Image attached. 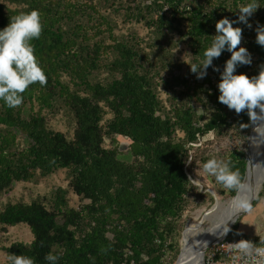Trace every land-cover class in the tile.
Wrapping results in <instances>:
<instances>
[{
    "label": "trees",
    "instance_id": "obj_1",
    "mask_svg": "<svg viewBox=\"0 0 264 264\" xmlns=\"http://www.w3.org/2000/svg\"><path fill=\"white\" fill-rule=\"evenodd\" d=\"M250 2L261 6L250 17L252 27L233 26L243 29L241 44L252 54V64L237 72L252 77L264 68V48L255 42L264 0H0V28L40 13L42 32L31 44L47 78L45 85H30L16 108L0 100V193L60 168L68 176V188L56 189L50 207L35 199L0 210L1 226L25 222L32 234L28 243L4 247L9 258L48 264L51 253L57 264H164L166 254L178 251L193 197L213 201L190 180L192 166L204 171L215 159L238 172L240 183L246 168L243 149L216 159L203 138L230 133L244 139L253 120L218 101L220 74L212 68L200 82L175 76L181 64L166 59L164 46L181 45L189 68L199 64L215 39L216 21L235 20ZM138 25L161 40L154 58L157 40L140 38ZM230 55L225 51L213 63L222 71ZM60 109L74 119L71 137L49 125L47 114ZM215 183L229 197L238 189ZM68 192L87 202L71 206ZM237 228L227 236L239 234Z\"/></svg>",
    "mask_w": 264,
    "mask_h": 264
},
{
    "label": "clouds",
    "instance_id": "obj_2",
    "mask_svg": "<svg viewBox=\"0 0 264 264\" xmlns=\"http://www.w3.org/2000/svg\"><path fill=\"white\" fill-rule=\"evenodd\" d=\"M261 6L255 2L238 9V16L235 20L224 17L215 23V39L210 47L203 53V60L199 64L190 65V71L197 79H204L208 69L220 74L217 84L219 91L218 101L234 110L237 114L247 111L251 120L264 119V68L258 75L249 77L246 73L237 72L238 66L251 65L252 54L245 46H242L243 29L234 24H243L251 28L250 17ZM43 25L40 13L32 11L28 14L14 18L5 27L0 28V100H3L7 107L16 108L21 105L22 94L34 83L45 85L46 75L39 66L34 54V47L31 44L33 39L41 35ZM255 42L264 48V24H257L255 28ZM231 53L225 61L223 70L215 65L213 61L218 59L223 52ZM259 109V112L256 110ZM206 173L215 177V180L227 188H243L240 184L239 173L231 171L228 164L210 159L203 165ZM234 206L239 213L247 211L249 205L246 201L238 199ZM236 213V214H237ZM234 222V219H229ZM230 228L222 229L224 237ZM264 243V241H262ZM235 251L241 255H256L264 257V248L255 247L253 242L241 239L234 244ZM239 257H233L238 259ZM59 257L56 254H48L45 260L48 264H57ZM10 264H33L29 257L12 256Z\"/></svg>",
    "mask_w": 264,
    "mask_h": 264
},
{
    "label": "rangeland",
    "instance_id": "obj_3",
    "mask_svg": "<svg viewBox=\"0 0 264 264\" xmlns=\"http://www.w3.org/2000/svg\"><path fill=\"white\" fill-rule=\"evenodd\" d=\"M136 28L138 30L139 35L141 36L140 38H145L146 41H153L154 39L155 41L157 40L155 46L153 47V50L156 51V52L154 51V55H153L154 58V56L158 52L157 48L161 40H158L157 35L155 37L150 31L143 28V26L141 25L136 26ZM159 39L162 38L159 37ZM176 39L177 37H174V40ZM142 45L146 46L147 44L146 42H144V44ZM164 47L169 48L165 51L167 54L166 59L174 61L175 64L177 65L181 64L177 69L174 68L172 70V73L175 76L177 75L182 76L183 74H185V75H193L196 78V75L190 71V68L186 63V53L185 51H183L181 45L179 47L165 45ZM159 57L160 55L157 56L158 59ZM161 57L165 58L163 55H161ZM163 75L164 76L167 75V71H164ZM196 80L199 82L202 81V79H197V78ZM160 96L163 100H165L164 98H166L167 94L163 91H160ZM198 104L199 103H196L194 105L196 106V108L199 109L200 105ZM47 117H48L49 125L53 129L64 132L68 137L72 136V132L74 129V119L69 113H67L66 110L60 109L57 112L54 111L51 112V114L48 113ZM203 140L209 141V144L207 145L209 151L208 153L217 159L220 155H225L233 149L244 150L247 137L242 139L239 136L228 133L226 135L217 138L216 136H213V134L209 133L208 135H206V137L203 138ZM191 170H190L191 172H189V178L192 181V183L196 185L197 191L202 194L205 192L211 193L213 196V201L206 198L198 199L196 196L193 197L182 217L183 227H181L182 230L178 237V251L174 254L176 256L174 257V255L172 256L171 254L170 256L169 253L166 254L164 264H170V262H172L173 259L174 261L171 264H174V262L177 261L180 258V256L183 254L184 244L181 242V236L184 227H186L188 224L192 223L191 225H195L199 222H201L202 228H206L208 226H214L218 224V222L220 221L219 215L221 214V211H223L222 210L223 206L231 198H233V197H229V195L226 192L221 191V189L216 186L215 182L217 181L215 180V177L208 173H205L199 165L195 164L194 166H192ZM262 184L260 186V189L256 197L260 192H261V196L264 195L262 190ZM60 187L68 188V176H67V170L65 168L57 169L55 172L47 176L36 175L31 181L26 180V182L23 181L16 182L9 191L0 193V210H2L7 203H16V202L29 203L30 201L35 199L44 201L45 204L50 207L49 201L51 200L52 195L54 194L56 189ZM256 197L253 199V201L256 199ZM67 198L69 204L75 207L82 203L87 202L86 200H80V198L77 197L72 192L67 193ZM250 208H248V210H250ZM247 211H244L242 214H244ZM241 215H239L236 218L234 225L237 223V226L238 225L240 226L239 222ZM233 226L231 227V229L233 228ZM31 239H32V234L30 232L28 225L25 224V222L18 223L13 226H5V228L0 225V264H8V261L10 260V258L7 256V254L4 251V247L10 245L13 242L28 243L31 241Z\"/></svg>",
    "mask_w": 264,
    "mask_h": 264
},
{
    "label": "bare ground",
    "instance_id": "obj_4",
    "mask_svg": "<svg viewBox=\"0 0 264 264\" xmlns=\"http://www.w3.org/2000/svg\"><path fill=\"white\" fill-rule=\"evenodd\" d=\"M258 122V123H257ZM257 123V124H256ZM252 128L251 136L247 145V154L249 157V168L244 183L235 197L231 198L221 211L220 221L214 226L202 228L201 222L184 227L181 242L184 244V251L180 258L174 264H201L202 249L207 242H214L222 236V229H227L232 221L236 219L237 210L234 201L242 199L248 204L256 197L260 186L264 180V119L257 120ZM255 127V128H254ZM237 213V214H236Z\"/></svg>",
    "mask_w": 264,
    "mask_h": 264
},
{
    "label": "built area",
    "instance_id": "obj_5",
    "mask_svg": "<svg viewBox=\"0 0 264 264\" xmlns=\"http://www.w3.org/2000/svg\"><path fill=\"white\" fill-rule=\"evenodd\" d=\"M227 235L205 250L203 255L204 264H264V257L241 255L235 251H230L234 248L235 242L245 238H242L239 234L231 237ZM255 247L264 248V245ZM234 256L239 258L233 259Z\"/></svg>",
    "mask_w": 264,
    "mask_h": 264
},
{
    "label": "crops",
    "instance_id": "obj_6",
    "mask_svg": "<svg viewBox=\"0 0 264 264\" xmlns=\"http://www.w3.org/2000/svg\"><path fill=\"white\" fill-rule=\"evenodd\" d=\"M239 224L236 229L239 234L264 239V195L241 215Z\"/></svg>",
    "mask_w": 264,
    "mask_h": 264
},
{
    "label": "water",
    "instance_id": "obj_7",
    "mask_svg": "<svg viewBox=\"0 0 264 264\" xmlns=\"http://www.w3.org/2000/svg\"><path fill=\"white\" fill-rule=\"evenodd\" d=\"M257 112H259V109L257 110ZM255 121H256V120H255ZM255 121H254V120L252 121V124H251V127H250V131H249V134H248V136H247L246 144H245V146H244V152H245V158H246V168H245V170H244V175H243L242 181H241V183H240L241 185L244 183V181H245V179H246L247 169L249 168V157H248L247 149H246V148H247V142H248V139H249V137H250V135H251L252 128H253V126H254ZM239 189H240V188L237 189L236 194L238 193ZM236 194H235L233 197H235ZM253 199H254V198H253ZM253 199L251 200V202H250V204H249V208L252 206ZM243 212H244V211L242 210V211L237 215V217H238L239 215H241ZM237 217H236V218H237ZM235 220H236V219H235ZM234 222H235V221H234ZM234 222H233V223H230V224L228 225V226H230V227H229L230 229H231V227L234 225ZM225 230H226V229H225ZM226 235H227V234H226ZM226 235H225V236H226ZM222 238H223V236L217 238L214 242H211V240L207 242L206 246L202 249L201 264H204V262H203V255H204L205 250H206L210 245H212V244H214L215 242L221 240Z\"/></svg>",
    "mask_w": 264,
    "mask_h": 264
}]
</instances>
